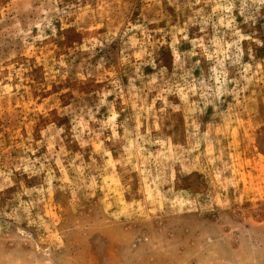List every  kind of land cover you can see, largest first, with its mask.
Segmentation results:
<instances>
[{
	"label": "rangeland",
	"instance_id": "374dc122",
	"mask_svg": "<svg viewBox=\"0 0 264 264\" xmlns=\"http://www.w3.org/2000/svg\"><path fill=\"white\" fill-rule=\"evenodd\" d=\"M0 264H264V0H0Z\"/></svg>",
	"mask_w": 264,
	"mask_h": 264
}]
</instances>
